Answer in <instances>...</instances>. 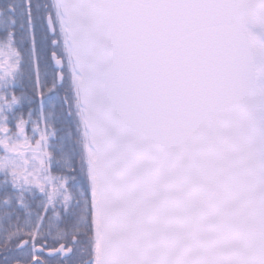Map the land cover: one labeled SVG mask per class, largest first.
Listing matches in <instances>:
<instances>
[{
	"label": "snow or ice",
	"instance_id": "snow-or-ice-1",
	"mask_svg": "<svg viewBox=\"0 0 264 264\" xmlns=\"http://www.w3.org/2000/svg\"><path fill=\"white\" fill-rule=\"evenodd\" d=\"M251 28L264 0H0V264H264Z\"/></svg>",
	"mask_w": 264,
	"mask_h": 264
},
{
	"label": "trees",
	"instance_id": "trees-1",
	"mask_svg": "<svg viewBox=\"0 0 264 264\" xmlns=\"http://www.w3.org/2000/svg\"><path fill=\"white\" fill-rule=\"evenodd\" d=\"M29 47H30V43H29ZM49 56H50V53H49ZM33 119H35V118H33ZM33 127H34V125H28L27 126V130H26V134L27 135H29V136H32L33 135V133H32V128ZM40 127L43 128V123H41ZM36 138H38V134H37V137ZM51 139L52 138H50V143H51ZM32 142H34V141H32ZM37 194L39 195L38 192H37Z\"/></svg>",
	"mask_w": 264,
	"mask_h": 264
},
{
	"label": "water",
	"instance_id": "water-1",
	"mask_svg": "<svg viewBox=\"0 0 264 264\" xmlns=\"http://www.w3.org/2000/svg\"><path fill=\"white\" fill-rule=\"evenodd\" d=\"M251 31L256 33L258 35V37H260L261 39L264 40V33H261V31L258 28H251Z\"/></svg>",
	"mask_w": 264,
	"mask_h": 264
},
{
	"label": "rangeland",
	"instance_id": "rangeland-1",
	"mask_svg": "<svg viewBox=\"0 0 264 264\" xmlns=\"http://www.w3.org/2000/svg\"><path fill=\"white\" fill-rule=\"evenodd\" d=\"M0 60H2V56H0Z\"/></svg>",
	"mask_w": 264,
	"mask_h": 264
},
{
	"label": "bare ground",
	"instance_id": "bare-ground-1",
	"mask_svg": "<svg viewBox=\"0 0 264 264\" xmlns=\"http://www.w3.org/2000/svg\"><path fill=\"white\" fill-rule=\"evenodd\" d=\"M260 38V37H259ZM261 39V38H260ZM261 40H263V39H261Z\"/></svg>",
	"mask_w": 264,
	"mask_h": 264
}]
</instances>
